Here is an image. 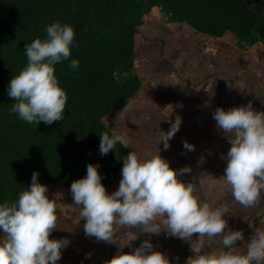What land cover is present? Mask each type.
Segmentation results:
<instances>
[{"label":"clouds","instance_id":"obj_1","mask_svg":"<svg viewBox=\"0 0 264 264\" xmlns=\"http://www.w3.org/2000/svg\"><path fill=\"white\" fill-rule=\"evenodd\" d=\"M46 34V39L37 38L25 45L27 65L8 86V95L15 101L10 112L17 113L29 124L51 125L62 120L67 102L66 93L54 75V65L70 57L69 46L75 32L68 24L54 22L46 27ZM69 67L78 69L79 61L72 60ZM212 118L217 130L230 144L222 157L227 162L224 184L240 205L259 206L264 200V111H254L249 102L227 111L217 107ZM181 122L176 116L167 132L159 130L157 143L163 142L164 150L169 149V141L179 131ZM99 137L101 156L113 151L117 143L127 144L124 134L102 133ZM183 147L187 151L195 150L186 140ZM159 151L158 148V155L145 160H140L135 152H128L123 160L119 187L111 194L101 183L98 164H88L86 176L71 183L73 204L80 208L79 215L85 221V235L116 244L114 237L118 229L129 232L139 229V233L130 236L123 245L131 247L130 242L139 234L159 236L163 229L168 235L189 242L194 255L187 258L186 264H264V229L254 231L246 242L245 253L235 251L232 246L244 241L242 231H225V213L209 203H201L194 195V186L177 178L178 174L190 173L192 169H172ZM37 177L38 172L34 171L30 187L19 194L16 202L0 205V230L3 232L0 264H57L61 250L70 243L67 238H49L58 228L57 208L47 195V186L39 183ZM194 234L196 239H193ZM208 242L220 243L229 251L206 252ZM105 264L171 262L146 239L132 252H118Z\"/></svg>","mask_w":264,"mask_h":264},{"label":"trees","instance_id":"obj_2","mask_svg":"<svg viewBox=\"0 0 264 264\" xmlns=\"http://www.w3.org/2000/svg\"><path fill=\"white\" fill-rule=\"evenodd\" d=\"M152 9L161 18L145 23ZM54 22L75 32L70 57L54 65L67 96L65 112L51 125L29 124L10 112L15 101L8 86L27 65L25 45L46 39ZM167 23L211 39L229 34L240 50L257 44L264 50V0H0V205L16 202L34 171L39 183L68 194L88 164L99 165L103 186L114 182L129 150L117 143L100 155L99 135L113 133L103 119L135 98L141 87L135 48L140 42L165 48ZM140 26L146 34L140 35ZM72 60L78 69L69 67Z\"/></svg>","mask_w":264,"mask_h":264},{"label":"crops","instance_id":"obj_3","mask_svg":"<svg viewBox=\"0 0 264 264\" xmlns=\"http://www.w3.org/2000/svg\"><path fill=\"white\" fill-rule=\"evenodd\" d=\"M168 24L165 28L170 36L165 48L156 42L138 43L134 65L141 78V87L125 108L112 111L103 122L109 130L126 135L125 146L140 160L158 155L159 148V155L172 169L179 171L190 167V173L178 174L177 178L194 186V195L201 203H209L225 213V231H242L244 241L232 248L243 254L254 231L264 229V200L255 208H246L234 200L230 188L224 184L227 162L222 157L230 144L215 127L212 113L217 107L227 111L249 102L254 111H264V50L260 44L240 50L231 35L232 40L225 39L228 34L211 39L187 34L189 30L185 26L170 28ZM162 50L164 55L160 54ZM176 116L182 121L179 131L169 141V149L164 150L163 142L157 143L158 132H167ZM185 140L195 146L194 151L183 147ZM121 178L120 170L114 182L104 186L108 194L118 189ZM46 186L49 199L56 203L58 216V228L49 238L70 241L61 250L57 264H105L118 252H132L146 239L154 250L166 255L171 264H186L187 258L194 255L189 242L172 237L163 229L159 236L139 234L130 242L131 247L123 245L130 236L137 235L139 229L131 232L118 229L114 237L116 244L88 237L83 229L85 221L79 215L80 208L73 204L72 194L55 184ZM204 251L218 253L229 249L220 243L208 242Z\"/></svg>","mask_w":264,"mask_h":264},{"label":"rangeland","instance_id":"obj_4","mask_svg":"<svg viewBox=\"0 0 264 264\" xmlns=\"http://www.w3.org/2000/svg\"><path fill=\"white\" fill-rule=\"evenodd\" d=\"M161 18V14L160 12L158 11V9H152V11L150 12L149 15H147L145 18H144V21L145 23H148V22H153V23H157ZM168 26L170 28H173L175 25H170L168 24ZM152 27V26H151ZM182 27V26H181ZM184 29V28H183ZM138 32L141 34L143 33H147V30L145 28V26H140L138 27ZM225 39H228V40H232V37L228 34V35H225ZM107 122V121H106Z\"/></svg>","mask_w":264,"mask_h":264}]
</instances>
